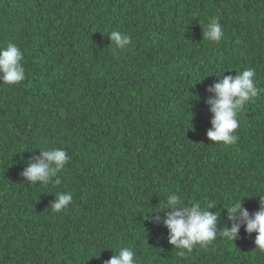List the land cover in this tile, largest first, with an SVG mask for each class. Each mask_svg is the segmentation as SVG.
<instances>
[{"label": "trees", "instance_id": "16d2710c", "mask_svg": "<svg viewBox=\"0 0 264 264\" xmlns=\"http://www.w3.org/2000/svg\"><path fill=\"white\" fill-rule=\"evenodd\" d=\"M0 264H264V0H0Z\"/></svg>", "mask_w": 264, "mask_h": 264}]
</instances>
